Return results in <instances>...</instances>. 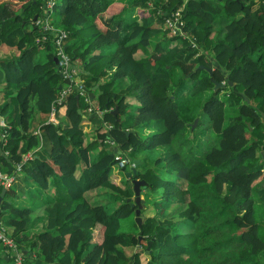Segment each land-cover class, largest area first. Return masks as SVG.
Wrapping results in <instances>:
<instances>
[{
	"label": "trees",
	"instance_id": "16d2710c",
	"mask_svg": "<svg viewBox=\"0 0 264 264\" xmlns=\"http://www.w3.org/2000/svg\"><path fill=\"white\" fill-rule=\"evenodd\" d=\"M135 6L139 20L131 19ZM43 7V0H0V46L18 51L0 53V117L8 120L0 125V167L13 173L14 163H23L43 187L54 175L67 197L45 205L47 224L30 235V209L6 200L12 195L6 190L4 224L21 249L39 241L33 264H126L128 248L148 240L145 264H264V2L56 0L49 15ZM176 11L180 24L172 32L166 21ZM44 20L68 32L70 43L62 49L71 57V78L57 65L55 33L37 23ZM217 20L226 22L213 31ZM151 32L162 33L154 51ZM170 38L180 45L164 48ZM76 76L82 86L74 85ZM120 80L125 85L117 87ZM68 86L72 90L64 93ZM223 90L235 104L228 124L218 96ZM128 98L138 105H128ZM59 101L66 105V121L53 122L49 115ZM96 112L109 128L97 127V138L86 144L85 125ZM147 127L154 130L142 139L138 130ZM108 137L117 156L127 152L123 165L105 148ZM97 146L93 160L90 150ZM159 146L170 152L151 165L139 158L138 172L128 177L140 149ZM29 151L32 157L23 159ZM79 163L86 166L76 177ZM112 172L124 186L108 180ZM133 178L146 181L141 206H131ZM95 186L104 188L109 202H120L114 213L83 199ZM146 197L154 213L138 214L135 232H118L119 220L136 217ZM163 202L181 205L164 213ZM9 255L0 242V264H14ZM133 257L131 264H141Z\"/></svg>",
	"mask_w": 264,
	"mask_h": 264
},
{
	"label": "rangeland",
	"instance_id": "374dc122",
	"mask_svg": "<svg viewBox=\"0 0 264 264\" xmlns=\"http://www.w3.org/2000/svg\"><path fill=\"white\" fill-rule=\"evenodd\" d=\"M55 1L56 0H54V3H55ZM127 1H129V0H127ZM147 2V4L149 5L150 4V2H148V1H146ZM179 10H181L182 8L181 7H179L178 8ZM138 6H135L134 8H133V10H132V17H131V19H136V20H139V17H138ZM146 13V12H145ZM173 19V18H172ZM45 22H46V24L51 28V29H53V33H55V30H56V32L57 33H59V34H63V32H65L64 31V29H62V28H58V26L57 27H55V25L54 24H52L51 22H49V21H46V20H44ZM51 21V20H50ZM167 22V25L170 27V29H171V31L172 32H175L176 30H177V28L176 27H178V24L176 23V22H174L173 20H167L166 21ZM171 22V23H170ZM174 22V23H173ZM226 22V21H225ZM225 22H220L219 20H217V21H215L213 24H212V30L213 31H215V30H217V29H220V28H222L223 27V25L225 24ZM156 26H160V24L159 23H156ZM49 27H44L43 29L45 30V31H47V29L49 28ZM181 30V28L179 29V31ZM222 31V30H221ZM221 34H223V31L221 32ZM220 34V35H221ZM181 35L183 36V35H185V36H187V37H189V38H192L193 39V35H191L190 33H189V31L187 32V31H183V29L181 30ZM162 36V33H157V32H151V34H150V45H151V48H150V50L149 51H154L153 50V48H154V45H155V43H157L158 42V38L159 37H161ZM216 36V35H215ZM66 44L67 43H70V40H66V42H65ZM166 44H165V46H164V48H169V47H172L173 45H175V44H178V45H180V41L178 40V39H176V38H170L169 40H167L166 42H165ZM192 45H193V43H192ZM153 47V48H152ZM197 48H198V51H201V47L200 46H196ZM11 51V50H10ZM13 51V50H12ZM11 51V52H12ZM156 52H159V50H155ZM141 52L139 51L138 52V55L140 54ZM3 54H6L5 52L3 53ZM198 54V53H197ZM197 54H195V56H193L192 57V59H191V61H193V62H196L197 61ZM56 59L58 60V57H56ZM58 63L60 64V59L58 60ZM62 73V72H61ZM124 82H126V81H124V80H120L119 81V84H117V87H122V86H124L125 84H124ZM81 84H84L83 82L81 83ZM96 86H94V88H95ZM71 88H70V86H68V88L66 87V89H65V91L64 92H68L69 90H70ZM218 96L223 100V102H224V107H225V115H226V121H225V124H228L229 122H230V120L232 119V117L235 115V113H234V103L233 102H231L230 101V99H229V97L227 96V91L226 90H223V91H220L219 93H218ZM89 101L90 102H92V105L94 106L96 103H97V101L96 100H90L89 99ZM138 100L137 99H135V98H129V100H128V105H130V106H136V105H138ZM95 108L97 109V110H99V108H98V105L96 104L95 105ZM97 114H98V116L94 119V120H90V122H89V124L88 125H85L86 127H87V130H86V134H85V136H84V142L87 144V143H89V142H91V141H94V139H96L97 138V127H101L100 128V130L102 129V131H103V129L104 130H107L108 128H109V125L107 124V123H103L102 122V120H101V117H100V114H99V112H96ZM49 118H52V117H49ZM122 118H124V116L122 117ZM2 120L0 119V122H1ZM5 121V120H4ZM5 122H7V121H5ZM57 122H59V121H57ZM195 122V121H194ZM193 122V123H194ZM196 122H197V120H196ZM195 122V123H196ZM86 129V128H85ZM154 130V128L153 127H147V128H144L143 130H141V131H139L138 130V134L140 135V137L142 138V139H145V138H147L148 136H150L151 135V133H152V131ZM208 133H209V136L213 139V140H216L217 139V133H215L213 130H211V129H209V131H208ZM150 134V135H149ZM105 144V148H107V149H110V151H112L113 152V148L115 147V143L108 137V138H106L105 139V142H104ZM98 150H99V146H97V147H94V148H92L90 151H91V154H90V158L91 159H93V160H95V158L97 157V152H98ZM141 150V152H139V153H137L136 155H140V156H138L137 157V159H139V158H141V157H146L147 158V163L149 164L150 163V165L152 164V163H154L158 158H159V156H163V155H165V154H167L168 152H170V151H168V149H166L165 147H163V146H159V147H156L155 149H148V148H143V149H140ZM113 153H115V151L113 152ZM116 153H118V154H120V151L117 149V147H116ZM116 153H115V155H114V157L116 158V159H122L121 157H118L117 158V155H116ZM141 153V154H140ZM123 156H127L128 157V159H130L129 158V156H128V154H127V152L126 151H123ZM26 157H32V152H28V153H25V154H23L22 155V158L23 159H25ZM133 158V157H132ZM135 158V157H134ZM123 161V160H122ZM124 162V161H123ZM119 163H120V160H119ZM125 163V162H124ZM139 165H141V163H138ZM162 164V163H161ZM139 165H138V167H139ZM86 165H83V163H79V165H78V168L75 170V175L77 176V177H79V175L81 174V172H82V170H83V168L85 167ZM132 166H134V164L133 165H131V167ZM130 167V166H129ZM264 168V167H263ZM108 180H112L113 182H115V183H117V184H119V185H123L124 186V184H125V181H122V180H119V178H118V176L114 173V172H112V173H108ZM107 191L109 192V193H112L113 194V190L111 189V188H109V189H107ZM159 197V196H158ZM158 197H157V199H158ZM83 199H85L87 202H89V203H91V204H101L102 203V205L104 206V210H105V212L106 213H114L113 211H114V209H115V207H117L119 204H120V202H109L110 201V199L108 198V196H106L105 195V192H104V188L102 187V186H95V187H92V188H90V189H87V190H85L84 191V193H83ZM160 199V198H159ZM100 201H102V202H100ZM130 201H132V200H130ZM145 203H147V206L146 207H144V208H142L141 209V207H138L139 209H140V211H139V215L140 216H150L152 213H154L153 212V201L152 200H149V198L148 197H146V202ZM181 205V204H180ZM180 205H179V203H174V204H172V203H169V202H163V207H164V213H170V212H172V211H177V210H179V208H180ZM257 207H260L258 204H255ZM135 207V206H134ZM4 217H5V215H4ZM137 223V221L135 220V217H134V215L132 216V215H130V216H128V217H124V218H121L120 220H119V224H118V227H119V229H118V232H126V231H132V232H135L136 231V224H135V222ZM30 226V225H29ZM36 226H32L28 231H30V235H32V234H34V233H36V232H39L37 229L36 230H33V228H35ZM39 229H41V228H39ZM35 240V245L33 246V248H31L28 244L26 245V250H24V260H25V264H33V260L35 259V258H37V255H39L40 254V249H39V241L37 240V239H34ZM149 241V240H148ZM148 243V242H147ZM146 247V245H141V247H139L138 248V246H134V248H128V251H129V254H130V257L133 255V250L134 251H137L139 254H137L138 256H140V258H141V262L143 263V264H145V262H146V260H148V259H150V256L148 255V254H145V251H144V248ZM26 252H28V253H26ZM130 261L131 260H129L126 264H130ZM47 264H57L56 262H52V263H47Z\"/></svg>",
	"mask_w": 264,
	"mask_h": 264
},
{
	"label": "crops",
	"instance_id": "0c3cea01",
	"mask_svg": "<svg viewBox=\"0 0 264 264\" xmlns=\"http://www.w3.org/2000/svg\"><path fill=\"white\" fill-rule=\"evenodd\" d=\"M264 2V0H262ZM12 52H11V51ZM6 54H3V53ZM0 53L4 57L14 56L18 54V51L14 47L7 46L5 44H1L0 46ZM80 79V78H79ZM82 80V79H80ZM95 100V99H94ZM129 98L127 99V101ZM66 106H61L59 112L56 115V122L57 121H66ZM3 120L7 121L6 117H2ZM38 130V128H37ZM103 131H105L103 129ZM54 177L48 178V185L46 188H41L36 186L35 184H30V179L27 175H24L14 182L15 189L17 192V196L20 197V200L26 204H29L33 207L32 211V221L31 227L36 226L33 230H41L46 226V213L44 210L45 203L54 198H65L66 193L59 191L58 187L60 183L54 182ZM41 228V229H39Z\"/></svg>",
	"mask_w": 264,
	"mask_h": 264
},
{
	"label": "built area",
	"instance_id": "2783aa9c",
	"mask_svg": "<svg viewBox=\"0 0 264 264\" xmlns=\"http://www.w3.org/2000/svg\"><path fill=\"white\" fill-rule=\"evenodd\" d=\"M44 2V11L48 14L51 12V10L53 9L55 3H54V0H43ZM179 18V12H175V16L173 18L174 22H176L178 25L180 23V20H178ZM47 21V20H46ZM173 22V23H174ZM37 23H40L42 24L44 27H49L45 21H37ZM48 29H51L50 27ZM53 31V29H51ZM65 31V30H64ZM55 35H56V38H55V41H54V45L56 47V53L59 54V57H58V60L60 59V64L58 63V60H57V65L59 67L62 68V74L64 76H69L71 78V72L70 73H67V70L70 68L71 66V63H70V56L68 53L64 52L63 49H62V45L65 44V38L68 36V32L65 31L63 32V34H59L56 32L55 30ZM73 71V69H72ZM72 80L74 82V85L75 83H78L79 85L82 86L81 82H79L76 77H72ZM65 93V92H64ZM60 102V101H59ZM57 106L56 105H53L52 108H51V112H50V115L49 117H52V118H49L50 120H53V121H56V118H55V115L57 113ZM0 119L2 120L0 122V125L1 126H5L7 124V122H5L2 117H0ZM1 138H5V134L3 133L1 135ZM119 156H117L118 158ZM119 160H120V163H119ZM128 161V157L127 156H123L122 159H118V163L120 165H123L124 162ZM17 163H20V162H17ZM19 167V166H18ZM11 180V177H9L7 174L5 173H2L0 171V181L1 182H4V183H8L10 182ZM0 241L3 245H5L7 247V250L10 252L11 256L13 257V261L15 264H25V260H24V252L17 247V244L16 242L14 241V239L9 236V235H6V233L2 230H0Z\"/></svg>",
	"mask_w": 264,
	"mask_h": 264
},
{
	"label": "clouds",
	"instance_id": "9594fccd",
	"mask_svg": "<svg viewBox=\"0 0 264 264\" xmlns=\"http://www.w3.org/2000/svg\"><path fill=\"white\" fill-rule=\"evenodd\" d=\"M47 14V13H46ZM50 13H48L47 15H49ZM76 79L79 81V82H83V80H80L79 79V77L78 76H76ZM71 90H72V88H71ZM66 106L64 103H63V101H60L59 102V105H56L57 106V113L59 112V109H60V107L61 106ZM57 113H56V115H57ZM56 115H55V118H56ZM50 120V119H49ZM51 121H53V120H51ZM53 122H56V121H53ZM14 172L13 173H8V172H6V171H4L1 167H0V171L2 172V173H5V174H7L9 177H11V180H10V182H8V183H4V182H1L0 181V185L2 186V189L3 188H5V194L3 195V197H2V200H3V198L5 197V195H6V190L7 189H10L11 190V193H12V195L10 196V197H8V198H5L6 200H8L9 202H12V203H14L15 205H17V206H20L21 208H28V209H30V221H29V224H28V230L31 228V221H32V211H33V207L31 206V205H29V204H26V203H24V202H22L21 200H20V197L19 196H17V192H16V189H15V186H13L14 185V182L15 181H17L20 177H21V175L22 176H24V175H27L28 177H29V179H30V184L32 185V184H35L36 186H39V187H41V188H46V187H43V186H41L35 179H33L29 174H27V172H25L24 171V169H23V163H14ZM79 165V164H78ZM78 165H77V168H78ZM83 165H85V164H83ZM131 165H133V164H131ZM131 165H130V167H129V169L128 170H131V168L132 167H134V169L138 172V170L136 169V165H138V164H135L134 163V166H132L131 167ZM19 166V167H18ZM136 172V173H137ZM135 173V174H136ZM76 176V175H75ZM50 177H54V175H52V176H50ZM50 177H48V178H50ZM77 177V176H76ZM128 177H131V176H128ZM47 178V179H48ZM137 179H142V178H137ZM61 184H60V186L58 187V190L59 191H62V192H64L61 188ZM2 191V190H1ZM1 193V192H0ZM65 193V192H64ZM140 195H141V197L142 198H144V188H141V190H140ZM67 197H65V198H54V199H51V200H49V201H47L46 203H45V205L47 204V203H49V202H51V201H54V200H60V199H66ZM1 200V201H2ZM67 200V199H66ZM74 203H76V201L74 202ZM2 208V207H1ZM44 210H45V206H44ZM8 212V210L6 209H3L2 208V211H1V213H0V230H2V231H4L5 233H6V235H9L8 234V230H9V228H8V226L6 225V224H4V221H3V216L5 215L4 213H7ZM45 213H46V210H45ZM46 223H47V216H46ZM30 225V226H29ZM44 229V228H43ZM42 230V229H41ZM31 231V230H30ZM30 231H29V234H30ZM10 236V235H9ZM12 237V236H11ZM13 238V237H12ZM142 238V235H140V238L139 239H141ZM14 239V238H13ZM14 241H15V239H14ZM150 242H151V240H149ZM149 241H147V242H149ZM1 242V241H0ZM16 242V241H15ZM2 244V243H1ZM16 244H17V247L18 248H20V245L16 242ZM151 244V243H150ZM3 245V244H2ZM141 245H143V244H138L137 246H138V248L139 247H141ZM147 245H148V243H146V247L144 248V251H145V254H148V250H149V248H150V245H149V248H147ZM3 246H5V245H3ZM5 248H6V250H7V247L5 246ZM131 248H134V247H130V249ZM21 249V248H20ZM23 252H24V249H21ZM8 251V250H7ZM133 253H136V254H139L137 251H132ZM9 254H10V252H9ZM128 254H129V251H128ZM8 255V254H7ZM9 256H11V254L9 255ZM140 257V256H139ZM134 257H133V255L130 257V260L132 261V259H133ZM140 260H141V258H140ZM131 261H130V264H131ZM13 263H14V261H12ZM15 264V263H14ZM141 264H143L142 262H141Z\"/></svg>",
	"mask_w": 264,
	"mask_h": 264
},
{
	"label": "water",
	"instance_id": "95a60500",
	"mask_svg": "<svg viewBox=\"0 0 264 264\" xmlns=\"http://www.w3.org/2000/svg\"><path fill=\"white\" fill-rule=\"evenodd\" d=\"M34 18H36V16ZM199 67H203V66L202 65H199ZM207 70L210 73L212 71V69L210 67H208ZM214 82H215V85L217 87L220 86V85H223V84H221V82H218V81H214ZM230 83H231V81H230ZM111 111H112L113 114H116L118 112V107H115ZM196 120L197 119H195V122H196ZM0 155H5V152L1 148H0ZM133 160H134V163L135 164H138L140 162V159H133ZM136 172L137 171L134 169V167H132L131 170H126V174L128 176H131L132 174H135ZM132 182H133V187H134V202H131V206L134 207L135 204H138L139 206H141L142 203H143V201H144V199L140 195V190H141V188H144L146 186V181L144 179L133 178L132 179ZM4 194H5V188H3L2 191H1V193H0V213L2 211V208H1V200H2V197H3ZM128 200H130V198ZM138 207L136 208L137 216L135 217V220L140 225L141 224V217L138 215L139 214V211H140V209ZM150 243L151 242L149 241L148 242V245H147V248H149Z\"/></svg>",
	"mask_w": 264,
	"mask_h": 264
},
{
	"label": "bare ground",
	"instance_id": "6f19581e",
	"mask_svg": "<svg viewBox=\"0 0 264 264\" xmlns=\"http://www.w3.org/2000/svg\"><path fill=\"white\" fill-rule=\"evenodd\" d=\"M52 11V10H51Z\"/></svg>",
	"mask_w": 264,
	"mask_h": 264
}]
</instances>
